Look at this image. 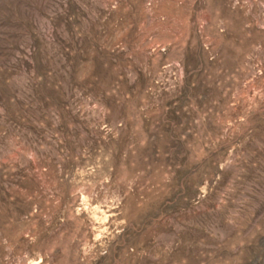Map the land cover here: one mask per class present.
<instances>
[{
	"label": "rangeland",
	"instance_id": "1",
	"mask_svg": "<svg viewBox=\"0 0 264 264\" xmlns=\"http://www.w3.org/2000/svg\"><path fill=\"white\" fill-rule=\"evenodd\" d=\"M0 264H264V0H0Z\"/></svg>",
	"mask_w": 264,
	"mask_h": 264
}]
</instances>
